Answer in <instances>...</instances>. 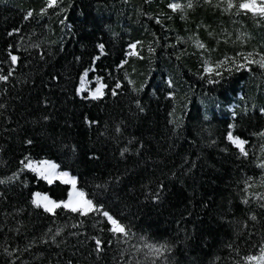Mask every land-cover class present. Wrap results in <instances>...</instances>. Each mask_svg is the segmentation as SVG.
I'll use <instances>...</instances> for the list:
<instances>
[{
	"label": "trees",
	"instance_id": "1",
	"mask_svg": "<svg viewBox=\"0 0 264 264\" xmlns=\"http://www.w3.org/2000/svg\"><path fill=\"white\" fill-rule=\"evenodd\" d=\"M226 6L58 0L44 12L46 0H0V74L14 69L0 81V179L19 176L0 184V264H249L260 254L264 69L232 60L264 55V18ZM86 71L101 97L78 94ZM22 160L53 162L99 211L36 208L34 192L60 202L69 187Z\"/></svg>",
	"mask_w": 264,
	"mask_h": 264
},
{
	"label": "snow or ice",
	"instance_id": "2",
	"mask_svg": "<svg viewBox=\"0 0 264 264\" xmlns=\"http://www.w3.org/2000/svg\"><path fill=\"white\" fill-rule=\"evenodd\" d=\"M205 2L210 3L211 0H205ZM226 2H227V6L224 9L225 11H229L235 8L237 9L236 14H239L242 11L244 13H251L253 16H259L261 18H264V0H242V2H239V3L234 2V0H226ZM46 4H47V7L43 9L44 12H46L48 8L57 7L58 0H46ZM168 6L172 11H176L178 9L182 10V5L180 3L173 2V3H170ZM187 7L191 8L192 4L188 3ZM32 15H33L32 12H28L25 18L27 19L28 17H31ZM196 44H197V47L200 49L205 48V45L203 43H200L199 41H197ZM131 47L135 49L136 45L134 44ZM99 48L101 50V53H103V48H104L103 44L99 45ZM254 55H259V54L241 53V56L243 57V63H238L236 60H232V63L237 64V70L244 69L250 64H257L259 65V67L264 69V55H261L258 60L253 58ZM9 56H10L12 64L15 65L18 60V57L16 55H12L11 53H9ZM98 58L99 57H97V59ZM13 71L14 69L10 70L7 75L0 74V81H7L8 78L13 74ZM205 71L212 72V68L208 67L205 69ZM217 75H219V73H217ZM86 76H87V71L84 73V76L81 77L80 91H83V84H84V79ZM209 82H213V81H209ZM104 87L105 85L101 84L95 90V92L92 93V98L95 99V98L102 96L103 95L102 89ZM116 87L117 88L120 87L119 83L116 85ZM112 95H116L115 89H113ZM117 131L119 132V128H117ZM259 135L264 136V132L260 133ZM227 139L239 149L242 155L244 156L248 155L244 147L246 141L240 139L239 137H234L231 132L228 133ZM28 143L31 144L32 142L29 140ZM125 151H127V149H125ZM121 155H123V153H121ZM20 163L23 164L26 168H30L33 171H37V168L32 165L31 161L25 164V161L22 160ZM260 167L264 168V164H261ZM56 168H57V165L47 164V162H45V165L39 169V174L42 176V178L46 179L50 184L56 178H61L62 182L64 183H71L72 191L69 192L68 194V200L56 202V201L50 200L47 196L42 197L39 193H36L32 200L33 205L36 208L43 207L45 212L53 213V214L55 213V210L58 208H64L65 210H68L73 213H79L80 215H88L89 212L99 211V209L93 204L91 200L85 198L84 192L76 190L75 179H71V178L64 179L68 177V173L67 172H57ZM18 178H19L18 174L13 173V175L9 176L7 179H0V184L12 182L14 179H18ZM248 186L250 187L251 185L249 184ZM246 190L247 189H245V191ZM154 195H155V198L157 199L159 198V193H156ZM258 199L264 200V196H260L258 197ZM244 203L247 204L248 200L245 199ZM103 215L107 218V221L111 225V228L109 230L114 235H122L125 238L129 236V232L126 230L125 226L121 222H119L118 219L114 218L112 215H110L106 211L103 212ZM252 219L255 220L256 217L253 216ZM56 235H59V231H57ZM93 239L96 240L97 252L101 251L102 242L98 238L94 237ZM146 246L149 248L151 252L157 255H162L164 251H171V249L165 244H161L159 247L153 244H147ZM245 259L246 261L249 262V264H251V262L253 261H255L256 264H264V246H261L259 255H249Z\"/></svg>",
	"mask_w": 264,
	"mask_h": 264
},
{
	"label": "rangeland",
	"instance_id": "3",
	"mask_svg": "<svg viewBox=\"0 0 264 264\" xmlns=\"http://www.w3.org/2000/svg\"><path fill=\"white\" fill-rule=\"evenodd\" d=\"M131 50H133V48L131 47ZM85 73V72H84ZM84 73L80 76V78H79V81H78V87H77V92H78V94H80V95H85V96H87L88 98H90V99H93L92 98V93L93 92H95V90L102 84V82H101V80L99 79V78H97V77H94V76H90L89 75V71H87V76L85 77V79H84V84H83V91H80V89H81V77H83L84 76ZM103 85V84H102ZM104 91V88L102 89V92ZM101 97V96H100ZM99 98V97H98ZM96 99V98H95ZM45 162H47V164H54L53 162H51V161H48V160H41V161H38V162H31L32 163V165L34 166V167H36L37 168V171H34L36 174H37V176L38 177H40V178H42V176L39 174V169L42 167V166H44L45 165ZM28 169H30V168H28ZM30 170H32V169H30ZM33 171V170H32ZM56 171L57 172H62V171H60V170H58V168H56ZM74 179L72 176H70L69 174H68V177L67 178H64V179ZM42 179H44V178H42ZM45 181H47L46 179H44ZM55 180H58L59 182H61V183H63V184H66V185H68V187H69V190H68V194H69V192H71L72 191V184L71 183H64V182H62V179L61 178H56V179H54L53 181H55ZM76 181V180H75ZM48 182V181H47ZM76 190L77 191H80L78 188H77V183H76ZM36 193H39L42 197L43 196H47L46 194H43V193H40V192H34L33 193V196H32V200H33V198H34V196H35V194ZM68 194H67V198L64 200V201H66V200H68ZM48 197V196H47ZM49 198V197H48ZM86 198V197H85ZM50 200H52L51 198H49ZM41 208H43V207H41ZM253 264H256V262L254 261L253 262Z\"/></svg>",
	"mask_w": 264,
	"mask_h": 264
}]
</instances>
